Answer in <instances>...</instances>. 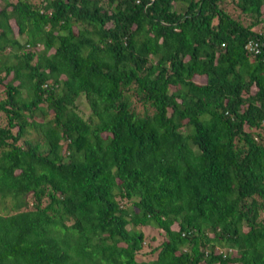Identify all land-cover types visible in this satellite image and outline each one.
Listing matches in <instances>:
<instances>
[{"label": "trees", "instance_id": "obj_1", "mask_svg": "<svg viewBox=\"0 0 264 264\" xmlns=\"http://www.w3.org/2000/svg\"><path fill=\"white\" fill-rule=\"evenodd\" d=\"M0 91V264H264V0H0Z\"/></svg>", "mask_w": 264, "mask_h": 264}, {"label": "rangeland", "instance_id": "obj_2", "mask_svg": "<svg viewBox=\"0 0 264 264\" xmlns=\"http://www.w3.org/2000/svg\"><path fill=\"white\" fill-rule=\"evenodd\" d=\"M34 2H38L39 0H33ZM3 92L0 91V98L2 97ZM78 107L79 110L82 111L83 113H87V110L83 107V100L82 99H78ZM50 112V111H49ZM4 122V117L3 114L0 112V124H3ZM139 229L142 231L143 234V247L144 250L148 251L151 247H155L156 245H158L161 241V232L157 229H153L151 227H145V226H139ZM139 259H148V258H152L153 254H141L138 253L136 255Z\"/></svg>", "mask_w": 264, "mask_h": 264}, {"label": "built area", "instance_id": "obj_3", "mask_svg": "<svg viewBox=\"0 0 264 264\" xmlns=\"http://www.w3.org/2000/svg\"><path fill=\"white\" fill-rule=\"evenodd\" d=\"M256 43H254V42H251V41H249L247 44H246V48H247V50H253V51H256Z\"/></svg>", "mask_w": 264, "mask_h": 264}]
</instances>
